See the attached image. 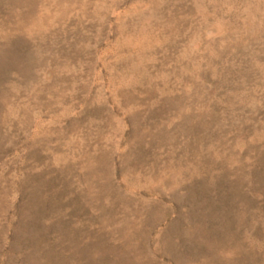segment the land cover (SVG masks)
I'll return each instance as SVG.
<instances>
[{
  "label": "rangeland",
  "instance_id": "1",
  "mask_svg": "<svg viewBox=\"0 0 264 264\" xmlns=\"http://www.w3.org/2000/svg\"><path fill=\"white\" fill-rule=\"evenodd\" d=\"M0 264H264V0H0Z\"/></svg>",
  "mask_w": 264,
  "mask_h": 264
}]
</instances>
